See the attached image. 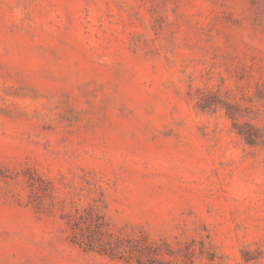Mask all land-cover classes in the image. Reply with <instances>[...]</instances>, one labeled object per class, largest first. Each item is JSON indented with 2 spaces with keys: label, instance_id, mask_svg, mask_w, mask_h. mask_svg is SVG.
Wrapping results in <instances>:
<instances>
[{
  "label": "rangeland",
  "instance_id": "rangeland-1",
  "mask_svg": "<svg viewBox=\"0 0 264 264\" xmlns=\"http://www.w3.org/2000/svg\"><path fill=\"white\" fill-rule=\"evenodd\" d=\"M0 264H264V0H0Z\"/></svg>",
  "mask_w": 264,
  "mask_h": 264
}]
</instances>
